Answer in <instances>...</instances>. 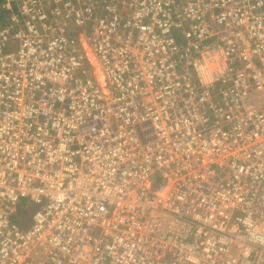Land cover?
Here are the masks:
<instances>
[{
  "label": "built area",
  "instance_id": "built-area-1",
  "mask_svg": "<svg viewBox=\"0 0 264 264\" xmlns=\"http://www.w3.org/2000/svg\"><path fill=\"white\" fill-rule=\"evenodd\" d=\"M0 9V264H264V0Z\"/></svg>",
  "mask_w": 264,
  "mask_h": 264
},
{
  "label": "trees",
  "instance_id": "trees-1",
  "mask_svg": "<svg viewBox=\"0 0 264 264\" xmlns=\"http://www.w3.org/2000/svg\"><path fill=\"white\" fill-rule=\"evenodd\" d=\"M6 14L5 10L0 9V22L3 21V18ZM30 208L26 201L20 202V204L16 207V211L13 214V222L18 224V226H22L21 228H26L28 225L29 217H30Z\"/></svg>",
  "mask_w": 264,
  "mask_h": 264
}]
</instances>
